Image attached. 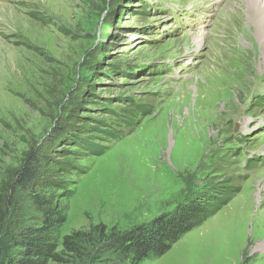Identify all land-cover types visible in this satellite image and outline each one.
<instances>
[{"label":"rangeland","instance_id":"rangeland-1","mask_svg":"<svg viewBox=\"0 0 264 264\" xmlns=\"http://www.w3.org/2000/svg\"><path fill=\"white\" fill-rule=\"evenodd\" d=\"M164 1L0 0V181L40 153L60 238L202 195L211 216L140 264H264V0H175L214 8L189 34Z\"/></svg>","mask_w":264,"mask_h":264},{"label":"trees","instance_id":"trees-1","mask_svg":"<svg viewBox=\"0 0 264 264\" xmlns=\"http://www.w3.org/2000/svg\"><path fill=\"white\" fill-rule=\"evenodd\" d=\"M43 161L35 149L28 150L21 165L0 181V264H140L164 254L211 216L208 205L190 197L169 217L130 230L89 225L60 238L61 186L46 181Z\"/></svg>","mask_w":264,"mask_h":264},{"label":"bare ground","instance_id":"bare-ground-1","mask_svg":"<svg viewBox=\"0 0 264 264\" xmlns=\"http://www.w3.org/2000/svg\"><path fill=\"white\" fill-rule=\"evenodd\" d=\"M260 1V0H259ZM256 7H258L259 8V11H260V17H259V20H260V26H261V28H262V31H261V33H264V5L262 4V3H258V6H256ZM252 8V7H251ZM250 8V9H251ZM252 10V9H251ZM253 11H255V10H253ZM258 14V13H257ZM196 42V41H195ZM197 42H199L198 40H197ZM199 44H200V42H199ZM197 46H198V44H196Z\"/></svg>","mask_w":264,"mask_h":264},{"label":"clouds","instance_id":"clouds-1","mask_svg":"<svg viewBox=\"0 0 264 264\" xmlns=\"http://www.w3.org/2000/svg\"><path fill=\"white\" fill-rule=\"evenodd\" d=\"M202 197V196H201ZM196 198H199L198 196Z\"/></svg>","mask_w":264,"mask_h":264},{"label":"built area","instance_id":"built-area-1","mask_svg":"<svg viewBox=\"0 0 264 264\" xmlns=\"http://www.w3.org/2000/svg\"><path fill=\"white\" fill-rule=\"evenodd\" d=\"M199 198H197V200H198Z\"/></svg>","mask_w":264,"mask_h":264}]
</instances>
